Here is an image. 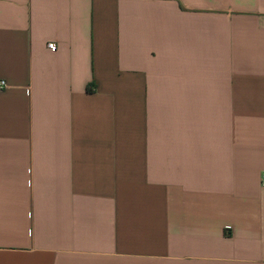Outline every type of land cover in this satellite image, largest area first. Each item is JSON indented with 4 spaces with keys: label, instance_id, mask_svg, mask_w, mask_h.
Segmentation results:
<instances>
[{
    "label": "crops",
    "instance_id": "1",
    "mask_svg": "<svg viewBox=\"0 0 264 264\" xmlns=\"http://www.w3.org/2000/svg\"><path fill=\"white\" fill-rule=\"evenodd\" d=\"M0 80V264H264V0H0Z\"/></svg>",
    "mask_w": 264,
    "mask_h": 264
},
{
    "label": "built area",
    "instance_id": "2",
    "mask_svg": "<svg viewBox=\"0 0 264 264\" xmlns=\"http://www.w3.org/2000/svg\"><path fill=\"white\" fill-rule=\"evenodd\" d=\"M47 47L51 52L57 51V45L54 42L48 43ZM6 89H7L6 81L0 80V92L5 91ZM260 181H261V186L264 188V171L261 173Z\"/></svg>",
    "mask_w": 264,
    "mask_h": 264
},
{
    "label": "trees",
    "instance_id": "3",
    "mask_svg": "<svg viewBox=\"0 0 264 264\" xmlns=\"http://www.w3.org/2000/svg\"><path fill=\"white\" fill-rule=\"evenodd\" d=\"M88 91H89V92H92L93 90H92V89H90V88H88Z\"/></svg>",
    "mask_w": 264,
    "mask_h": 264
}]
</instances>
